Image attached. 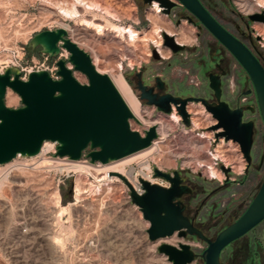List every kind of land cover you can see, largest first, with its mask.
Wrapping results in <instances>:
<instances>
[{
  "label": "rangeland",
  "instance_id": "1",
  "mask_svg": "<svg viewBox=\"0 0 264 264\" xmlns=\"http://www.w3.org/2000/svg\"><path fill=\"white\" fill-rule=\"evenodd\" d=\"M173 1L177 5L171 13H163L162 17H159L161 22L159 19L156 22L149 17L153 12L151 10L153 2L148 4L144 0H121L120 2L126 7L127 5L128 8L131 7L126 10L125 6L119 4L109 8L104 0H87L93 7L85 8L86 10L83 8L84 17L96 16L110 19L126 27L132 25L140 31L141 36L135 42H128L132 51H128L117 40L104 36L97 41L94 48L87 46L81 39L75 42L90 54L92 62L96 51L103 60L97 65L102 68H115L117 71L118 66L121 65L125 77L138 97L140 91L136 88L138 80L136 73L141 69L145 70L146 77L160 75L165 78L172 93H183L187 96L191 91L213 97V90L209 86V73L218 72L216 62L223 60L222 66L227 71L226 76L223 77V99L235 105L238 91L246 89V86L249 88L253 86L247 71L179 0ZM202 2L230 32L243 37L238 29L240 26L243 31L250 34L255 43L252 48L256 54H260L264 63V39L256 29L257 24L264 25V21L250 19L251 15L264 14L263 6L259 7V10L248 12L241 7L239 0H202ZM75 3L76 0H0V73H4L8 68H15L19 69L22 78H25L29 70L46 69L53 76H57V62L64 59L73 69L74 76L80 82L88 83V77L74 69L69 61L70 52L66 48H63L59 55L50 56L43 52L42 46L35 47L32 44L36 34L61 27L56 22L58 18L52 14V10L58 11L56 7L59 6H66L65 8L71 10ZM79 18L71 19L63 16V20L60 21L69 28H74ZM183 23L192 30V43L190 41L186 44V50L174 54L171 50L167 51L168 48L164 46L167 52L164 56L161 55L160 59H156L153 55L148 57V53L156 49L154 41L159 38L156 26L165 25L162 30L166 26L178 30ZM68 32L73 40L72 32L70 30ZM243 38L250 44L249 39ZM47 55L49 58L45 60ZM248 99L257 108L255 91ZM140 101L141 115L145 122L131 119V124L133 129L145 134V130L149 128L148 122L167 116L155 106L148 105L144 100L140 99ZM5 102L12 108L23 105L19 94L12 89H8ZM190 105L198 108L200 104L192 102ZM175 111L177 112V109ZM210 115L213 117L211 113ZM248 118L256 122L252 149L253 164L247 169L245 162L244 174L235 175L236 182L226 183L224 177L221 182L218 178H211L204 168L194 169L185 165V155L179 158L173 157L172 153L176 152V148L177 151L184 150L183 145L191 136H196L202 131H213L208 126L192 132L191 127H188L189 132L185 133L184 128L187 126L182 121L169 131L167 140L159 143L160 161L154 160L152 155H149L124 164V169L127 174L133 169L135 170L133 173H141L142 166L149 160L153 170L158 167L163 171L186 172L194 192L184 197L187 205L185 213L195 217V224L201 227L208 237L215 239L222 229L243 215L264 180V122L257 109L254 114L249 112ZM49 142L52 145L46 150L52 149L50 153L22 157L21 161L29 168L19 171V175H12L9 181L4 180L5 183L0 189V264L169 263L167 257L157 251V246L163 241L175 242L180 239L179 236L176 234L152 242L147 233L150 223L144 219L141 209L127 202L124 196L126 183L121 179L122 182L115 181L112 190L107 188L108 181L104 178V169H101V172L97 170L103 168L102 163L92 164L95 169L76 170L65 181L61 187V203L64 205L71 203V209L60 215L54 203L53 191L50 189V181L53 178L56 181L62 176L60 168L56 166L58 164L53 161L56 159L53 149L58 144ZM224 146L228 148V142ZM212 148L209 145L210 151ZM240 150L239 147V151L236 152L242 155ZM227 153L233 155L232 151ZM153 156L155 157L154 154ZM13 162L14 160L0 165V173ZM115 164L117 162L108 163V165ZM153 178L156 183L169 185V182L163 178ZM77 185L82 187V191L85 189L88 191L78 200L75 199L74 191ZM182 241L191 244L199 254L197 260L191 264H205L201 254L207 248L206 242L191 236ZM222 262L223 264H264V220L229 244L222 252Z\"/></svg>",
  "mask_w": 264,
  "mask_h": 264
},
{
  "label": "water",
  "instance_id": "2",
  "mask_svg": "<svg viewBox=\"0 0 264 264\" xmlns=\"http://www.w3.org/2000/svg\"><path fill=\"white\" fill-rule=\"evenodd\" d=\"M154 1H158L167 14L177 5L173 0H144L148 4ZM179 1L245 68L253 83L264 122V64L212 14L202 0ZM188 19L192 21L190 17ZM250 19L264 21V14L251 15ZM162 35L164 46L174 54L186 50V45L179 43L174 36L167 32ZM32 44L42 46L43 52L50 56H57L62 48H66L74 69L85 74L89 82H80L64 59L57 62L58 79L46 69L31 71L27 79H23L22 72L15 68L0 73V165L12 161L19 154L23 157L37 156L46 141L58 144L57 155L61 157L80 160L87 151L86 156L92 163L107 164L148 148L158 138L156 125L149 127L144 135L132 128L131 119H137L135 114L110 77L97 70L90 54L69 37L67 29L44 30L34 36ZM153 56L161 58L156 49ZM155 82V85H147L140 78L136 88L140 91L141 100L167 114L172 113L175 107L186 126L191 125L187 104L190 101L203 102L218 122L211 129H221L216 138L224 137L238 143L246 161L252 162L255 123L244 121V108L233 109L222 100L220 74H209V86L214 92L215 102L198 97L184 98L170 92L160 93L166 89L165 81L158 75ZM8 89L19 94L22 106H7ZM248 93L250 91L245 92ZM248 108L253 110V107ZM221 169L228 181L230 168L222 165ZM111 174L118 175L129 187L132 202L150 223L147 233L152 242L170 238L176 233L182 239L197 236L207 243L201 254L205 264H223V250L264 220V180L243 215L211 239L185 214L186 205L182 199L193 189L185 184L186 178L180 170L163 171L155 167L154 177L167 180L169 186L139 178L142 192L137 191L123 174ZM157 251L168 259L169 263L162 264H191L199 257L187 242L174 245L163 241L157 246Z\"/></svg>",
  "mask_w": 264,
  "mask_h": 264
},
{
  "label": "bare ground",
  "instance_id": "3",
  "mask_svg": "<svg viewBox=\"0 0 264 264\" xmlns=\"http://www.w3.org/2000/svg\"><path fill=\"white\" fill-rule=\"evenodd\" d=\"M120 1L121 0H104V3L109 8L118 6V4L122 5L124 7L125 5ZM239 1H240L241 7L248 12H254L256 10H259V7H261V6L264 7V0H239ZM62 5H63V3H62ZM65 7H63V6H59L58 8L56 7V9H58V11L52 10L51 12L54 16H57L58 19L56 22H58V24L61 27L65 28L67 30H70L72 32V35L74 37L73 38L74 42L77 41V39H81V40H84V43L87 46L94 48L97 41L102 36H104V37H107L111 40H117V42H119L125 48H127L128 51L129 50L132 51V48L129 47L128 42H130V41L135 42L138 39H140V36H141L140 31L138 29L134 28L132 25L126 27V26L114 23L110 19H101V18H98L96 16H90V18L84 17L83 16V12H84L83 8L88 9V8L93 7V6H91L90 3L87 2V0H76V3L73 5L71 10H69ZM129 8H131V7H129ZM129 8H128V5H127V7L125 6L126 10H129ZM151 10L153 12H152V14L150 13L151 15L149 14L150 15L149 17L151 19H153V21L157 22L159 17H162V15L164 13L162 6L159 4L158 1H154ZM112 13L114 14V12H112ZM114 15H116V14H114ZM63 16H66L67 18H71V19H77L79 17L80 18L77 20L74 28H69L68 25H66L60 21L63 18ZM117 16H118V14H117ZM160 22H161V20H160ZM153 24H154V22H153ZM166 24H167V22H166ZM164 26H162V27H164ZM156 27H157V31L159 32V38L157 40L155 39L156 41H154L155 46H156L155 48H156L157 52L162 56H164L167 51H170V49L168 48V50L165 52L164 37L162 35L163 32H167L168 34L174 36L179 43L185 44V45L187 43H189L192 39V30L189 29V27L185 26V23H183V25H180L178 30H173L169 26H166L163 30L161 29L162 27H160V26H156ZM256 29L259 31V35H261L264 38V25L263 24H257ZM191 43H192V41H191ZM152 55H153V50H151L148 53V57L152 56ZM101 60L102 59L100 58V55L95 51L94 57H93V64H95V67L97 68V70L103 74H107L110 77V79L113 82V84L115 85V87L118 89V91L120 92L122 97L125 99V101L129 105V107L131 108V110L135 114L136 118L140 122H145L144 121L145 119L142 118L143 115H141L142 103H141L139 97L135 94V92H134L133 88L131 87L130 83L128 82L127 78L125 77V75L122 71V66L121 65L118 66L117 71H115V68L114 69H109V67L102 68L101 66L97 65V63L101 62ZM175 110L176 109L174 107L173 114L167 118L161 117L158 120L151 121V122L147 123L148 127L156 125L158 133L160 135L152 143L151 146H149L148 148H145L141 151H138L134 154H131L127 157H124L122 159H119L116 161H111V162H117V164H115V165H108V163L107 164H101V165H103V168H97V170H100L99 172H101V169H104L105 177H107L109 179H114V180L116 179L119 181H121V178L118 175L111 174V172L121 173V174L127 176L131 180L133 185L136 188H138L139 183H140L139 177L131 178L127 174V172L125 171V169H124L125 165L124 164H127L133 160H136V159H139L142 157L145 158L149 155L150 156L152 155V158L154 160H157V161L159 160V158H158L160 156L159 152L161 151V146L159 145V143L163 142L164 140H167L169 137V131L174 128L175 124L181 122V115L178 114ZM188 111L193 114V116H192V120H193L192 132L195 131L196 129L200 128V127H208L210 125H214L217 123V120L215 118L211 117L210 114L205 112V108L201 104L198 106V108L192 107L189 104ZM204 120H205V122H204ZM184 132L188 133L189 129L185 127ZM213 133H214L213 131H202L199 134H196V136L195 135L191 136L184 143V145H183L184 150L183 151H177V148H176V152L172 153L173 157L179 158L180 156L185 155L186 156L185 165L191 166L194 169L204 168L205 171L208 173V175L211 178L222 179L224 177V173L214 165V159L215 158L221 160L223 163H225V165H229V166L231 165V167L233 168L234 171L241 173L245 167V160L241 154H239V153L237 154V152H236V150L239 151L238 143H235V142L233 143L232 140H229L228 141L229 147L226 148L224 146V144H226V141H224V139H222L220 144L217 146L216 152H211L209 149V145H210L209 138L211 136H213ZM51 145L52 144L49 141H46L39 154L43 155V153H45L47 147L49 148V147H51ZM227 151H232L233 155L228 154ZM153 154L155 155V157L153 156ZM69 160H71V159H69ZM236 162H237V164H236ZM70 165L71 166H69V167H74L77 170H83V169L90 170V169L94 168L92 166V164L91 165L90 164H84L80 160H71ZM9 166H10V164H9ZM144 168H146L148 170V172L144 175V178L146 180L153 182V183H156L157 181L153 178V175H152L153 167H152L151 162H149V163L147 162V164L144 166ZM13 175H19V173L14 172ZM7 179H8V176H6L4 178V180H7ZM14 179H16V178H14ZM4 180L1 181V183H0V189L3 187ZM159 184L164 185L163 183H159ZM76 190H77L76 196H77V198H80V193H81L82 187L80 185H77ZM54 198H55L54 203H55L56 207L58 208L60 215H63V214L70 211L71 203L68 205L62 204L60 193L55 192ZM60 242H61V240H60Z\"/></svg>",
  "mask_w": 264,
  "mask_h": 264
},
{
  "label": "built area",
  "instance_id": "4",
  "mask_svg": "<svg viewBox=\"0 0 264 264\" xmlns=\"http://www.w3.org/2000/svg\"><path fill=\"white\" fill-rule=\"evenodd\" d=\"M61 43V42H60ZM59 43V45L61 46V44ZM63 49V48H62ZM61 49V50H62ZM49 57H48V55L45 57V60H47ZM45 62V61H44ZM38 70H41V69H38ZM31 71H33V70H29L28 71V73L26 74V77H27V75L31 72ZM53 76V75H52ZM23 78V79H27V78ZM54 78H56V79H58L59 78V76L57 75V76H53ZM214 118V117H213ZM218 123V122H217ZM216 123V124H217ZM215 124V125H216ZM131 126H132V124H131ZM210 126H214V125H210ZM209 126V127H210ZM133 128V127H132ZM148 129V128H147ZM146 129V130H147ZM135 130V129H134ZM145 130V131H146ZM219 131H221V129L219 130V129H217V130H213V136H211L210 138H209V142H210V146L211 147H213L212 148V150H211V152H216V149H217V146L220 144V141H221V139H224V141H226L225 140V138L224 137H221L220 138V141H217V138H216V133L217 132H219ZM143 134V133H142ZM144 135V134H143ZM160 136V135H159ZM158 136V137H159ZM155 141V140H154ZM153 141V142H154ZM228 142V141H227ZM236 143V142H235ZM57 143L55 142V145H56ZM239 145V144H238ZM239 147H240V145H239ZM240 149H241V147H240ZM52 150V149H51ZM51 150L50 149H48V150H46L45 151V153H44V155H46L47 153H50L51 152ZM240 152H242L241 150H240ZM53 153H54V156H56V159H53V161L55 162V163H57L58 165H56L58 168H60V170H61V174H62V176L61 177H59L56 181H54V178L50 181V189L53 191L52 193V196L54 197V195H55V192H58V193H60V196H61V187H62V185L63 184H65V181L70 177V176H72L73 175V173L77 170L76 168H74V167H69V166H71L70 165V162H71V160H69L70 158L69 157H61V156H59V155H57V147H55L54 149H53ZM86 153H87V151L83 154V156H82V158L80 159V161H83L84 163H88V164H98V163H100V162H96V163H92L91 162V160H90V158H88L87 156H86ZM242 156H243V158L245 159V157H244V154H243V152H242ZM23 156H21L20 154L15 158V159H13L14 160V162L13 163H11V165L10 166H7L1 173H0V183H1V181H3L4 180V178L6 177V176H8V179L7 180H5V181H9V179H10V177L13 175V173L14 172H17V173H20L19 171H21V170H24V169H28L29 168V166L26 164V163H24V162H22L21 161V158H22ZM148 161V163L150 162L149 160H147ZM246 162V161H245ZM214 165L219 169V170H221L223 173H224V178H225V180L227 181V175L225 174V172L221 169V166L223 165V166H225V167H227V168H230V173H229V177H228V181H233V182H236L237 181V177L236 176H240V175H243L244 174V171H242L241 173H238V172H236V171H234L233 170V168L231 167V165L229 166V165H225V163H223L221 160H219V159H217V158H215L214 159ZM145 166V165H144ZM144 166H142V169H141V173H137V172H135V173H133L135 170L133 169V170H131L130 172H129V176L131 177V178H137V177H139V178H143V179H145L144 178V175L148 172V170L146 169V168H144ZM244 170V169H243ZM232 174L234 175V176H232ZM152 175H153V177H154V170H153V172H152ZM236 175V176H235ZM125 176V175H124ZM130 182H131V180L127 177V176H125ZM104 178L108 181V183H106V186H107V188H109V189H113V185H114V183H115V181H119V180H114V179H109V178H107V177H105V175H104ZM219 180V179H218ZM224 179H220V181L222 182ZM5 181L3 182V185H4V183H5ZM121 182H122V180H121ZM132 183V182H131ZM133 184V183H132ZM127 185V184H126ZM165 186H169V185H165ZM135 187V186H134ZM136 188V187H135ZM137 189V191H139V192H142V190H141V184L139 183V187L138 188H136ZM74 191H75V199L76 200H78V198L76 197V186H75V188H74ZM125 192V193H124ZM124 196H125V198H126V200H127V202H130L131 204L133 203L132 202V198H131V192H130V189H129V187H127L126 186V190H124ZM86 193H88V191H87V189H85V190H81V193H80V197H82V194H86ZM134 204V203H133ZM135 205V204H134ZM136 207H138L137 205H135ZM147 221V220H146ZM148 222V221H147ZM149 228V227H148ZM147 228V229H148ZM177 234V233H176ZM175 234V235H176ZM174 235V236H175ZM180 238V237H179ZM179 242H183L182 241V238H180V239H178V240H176L175 242H169V243H171V244H174V245H178L179 244Z\"/></svg>",
  "mask_w": 264,
  "mask_h": 264
},
{
  "label": "flooded vegetation",
  "instance_id": "5",
  "mask_svg": "<svg viewBox=\"0 0 264 264\" xmlns=\"http://www.w3.org/2000/svg\"><path fill=\"white\" fill-rule=\"evenodd\" d=\"M238 29H239V31H240V33L242 34V36L243 37H245V38H247V39H249V41H250V44L243 38V37H240V36H238V35H235V36H237L242 42H244L254 53H255V55L261 60V58H260V54H256V52L253 50V48L252 47H254V45H255V43H254V39H253V37L250 35V34H248L246 31H243L241 28H240V26H238ZM261 36V35H260ZM262 37V36H261ZM264 39V38H263ZM180 53V52H179ZM261 62L263 63V61L261 60ZM216 64H217V66H218V69H219V71L218 72H211V73H218V74H220L221 76H222V88H223V77L224 76H226V74H227V71L223 68V66H222V64H223V60H221V61H219V62H216ZM264 64V63H263ZM224 73V74H223ZM210 74V73H209ZM136 76H137V83H138V81L140 80V78H142L143 79V81H144V83L145 84H147V85H155V78H156V76H158V75H154L153 77H146L145 76V70L144 69H141L140 71H138L137 73H136ZM162 77V76H161ZM163 78V77H162ZM163 80L165 81V91H160V93H165V92H170V93H172L170 90H169V83H168V81L165 79V78H163ZM246 91H250V93H248V94H245V92ZM253 91H255V89H254V86H252V88H249V87H247L246 86V89L244 88V89H240L239 91H238V98H237V102H236V104L235 105H232V104H230L229 102H227L226 100H224L223 99V96H222V100H224V101H226L229 105H230V107L231 108H233V109H236V108H239V107H242V108H244V121H250V120H252V121H254V123H255V127H256V122H255V120L254 119H250V118H248L247 119V114L249 113V112H251V113H255L256 112V109L260 112V110H259V104H258V99H257V104H256V106H257V108L253 105V102L252 101H250L249 99H248V97L249 96H251V94H252V92ZM172 94H174L175 96H181V97H198V98H205V99H207L209 102H215L216 101V99H215V97L213 96V97H208V96H204V95H201V94H198V93H196V92H191L190 91V94H188L187 96L186 95H184L183 93H179V94H176V93H172ZM213 95H214V92H213ZM223 95H224V88H223ZM256 97H257V95H256ZM192 102H196V103H198V104H202L203 106H205L204 105V103L203 102H201V101H190L188 104H187V111H188V106H189V104L190 103H192ZM248 107H253V110H250ZM205 109H206V106L204 107ZM206 111H207V109H206ZM173 112H174V109H173ZM173 112L172 113H170V114H167V113H164L165 114V116H167V117H169V116H171L172 114H173ZM178 113V112H177ZM188 113L190 114V120H191V125L190 126H187L186 128H188V127H191L190 128V130H192L193 129V120H192V116H193V114L191 113V112H189L188 111ZM207 113H208V111H207ZM179 114V113H178ZM208 114H210V113H208ZM261 114V113H260ZM213 116V115H212ZM181 121H182V123H183V120H182V117H181ZM184 124V123H183ZM215 125V124H214ZM213 126H210V128H212ZM207 128V127H206ZM189 129V128H188ZM220 130V129H219ZM254 130H255V128H254ZM195 132V131H194ZM199 134V133H198ZM255 134V133H254ZM221 138V137H220ZM220 138H218L217 139V141H220ZM222 140V139H221ZM221 142V141H220ZM226 142H227V140H226ZM247 162V161H246ZM252 164H253V153H252V162L249 164L248 162H247V169H249V168H251L252 167ZM182 172V171H181ZM182 175L186 178V181H185V184H187V185H189V186H191L190 184H189V182H188V177H187V173L186 172H182ZM230 181H226V183H229ZM192 187V186H191ZM192 189H193V192H194V188L192 187ZM192 192V193H193ZM192 193H190V194H192ZM186 195H188V194H185L184 196H183V202L185 203V200H184V197L186 196ZM185 205H186V203H185ZM186 208H187V205H186ZM185 211H186V209H185ZM186 214V213H185ZM187 215V214H186ZM187 216H189V215H187ZM190 218H191V220H193L194 221V223H195V217H191V216H189ZM196 225V224H195ZM197 226V225H196ZM197 227H199V226H197ZM202 231H203V229L201 228V227H199ZM204 232V231H203ZM204 234H205V232H204ZM206 235V234H205ZM207 236V235H206ZM191 237H193V238H196L197 236H191ZM208 237V236H207ZM210 238V237H209ZM212 239V238H211ZM207 244V243H206ZM221 260H222V257H221ZM256 264V263H255Z\"/></svg>",
  "mask_w": 264,
  "mask_h": 264
}]
</instances>
